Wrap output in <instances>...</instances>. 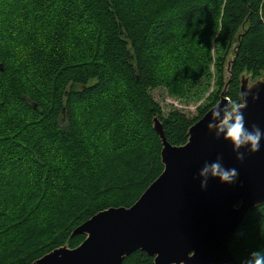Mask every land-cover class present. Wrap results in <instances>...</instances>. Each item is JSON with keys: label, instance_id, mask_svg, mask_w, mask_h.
I'll return each mask as SVG.
<instances>
[{"label": "trees", "instance_id": "obj_1", "mask_svg": "<svg viewBox=\"0 0 264 264\" xmlns=\"http://www.w3.org/2000/svg\"><path fill=\"white\" fill-rule=\"evenodd\" d=\"M238 43L233 100L243 74L264 72V0H0V264L75 249L83 223L132 207L164 171L154 119L184 146L219 102ZM214 46L225 53L213 102L196 118L165 116L152 92L185 99L210 75ZM230 250L240 264L264 250V205Z\"/></svg>", "mask_w": 264, "mask_h": 264}, {"label": "water", "instance_id": "obj_2", "mask_svg": "<svg viewBox=\"0 0 264 264\" xmlns=\"http://www.w3.org/2000/svg\"><path fill=\"white\" fill-rule=\"evenodd\" d=\"M239 44L227 62L219 102L192 125L184 146L171 145L162 122L154 119L164 171L140 199L130 208L99 212L73 232L71 238L86 237L80 246L58 248L33 264H123L137 251L154 258V264H240L230 243L250 211L264 205V137L259 152L241 149L246 158L240 162L231 143L217 140L207 128L211 111L228 98ZM249 80L241 76L240 92L251 89L243 110L246 127L255 124L264 131V79L252 85ZM218 157L224 167L238 170L237 181L227 185L210 178L201 190V168Z\"/></svg>", "mask_w": 264, "mask_h": 264}, {"label": "clouds", "instance_id": "obj_3", "mask_svg": "<svg viewBox=\"0 0 264 264\" xmlns=\"http://www.w3.org/2000/svg\"><path fill=\"white\" fill-rule=\"evenodd\" d=\"M251 89L246 88L238 95L240 99L233 100L226 98L224 106L217 105L211 111V119L207 125L210 132H215V138L219 140L223 137L224 141L230 142L233 151L236 153L237 161L245 160V153L241 151L247 148L248 152L255 154L260 151L261 139L264 131L258 125L253 124L249 129L246 127L243 110L247 107V97ZM258 96H253L256 100ZM239 173L235 167L227 168L220 163L218 157L215 162L205 163L199 172L201 178V190L207 188L209 179H218L222 184L232 185L238 179ZM242 264H264V250L252 251Z\"/></svg>", "mask_w": 264, "mask_h": 264}, {"label": "rangeland", "instance_id": "obj_4", "mask_svg": "<svg viewBox=\"0 0 264 264\" xmlns=\"http://www.w3.org/2000/svg\"><path fill=\"white\" fill-rule=\"evenodd\" d=\"M224 53H225L224 50H220L218 46H214L213 61L210 66V75L204 78V80L200 82L197 85V87L194 88L192 92L185 99H179L170 96L167 90L163 88L156 89L152 92L153 98L161 105L165 116L169 115V113L174 110H179L190 118H196L199 116V112H198L199 108L209 105L210 103L213 102L215 93L219 89V82H220V72L217 67L218 65L217 59L219 55H224ZM232 53L234 54V51H232ZM232 53L229 54L228 60L232 57ZM226 65H225V71L223 73V81H224L223 89L225 87V81L227 80ZM244 75L246 77H249L250 79L249 85H252L259 79H264V72L262 75L256 78H254L252 75H247V74ZM65 246L69 247L68 244H65L62 247Z\"/></svg>", "mask_w": 264, "mask_h": 264}]
</instances>
